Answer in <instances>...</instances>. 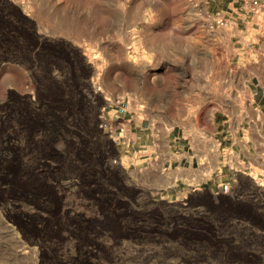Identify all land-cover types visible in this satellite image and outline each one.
I'll return each instance as SVG.
<instances>
[{"label":"rangeland","instance_id":"1","mask_svg":"<svg viewBox=\"0 0 264 264\" xmlns=\"http://www.w3.org/2000/svg\"><path fill=\"white\" fill-rule=\"evenodd\" d=\"M177 4L0 0V264H264V182L235 153L220 186L128 158L120 79Z\"/></svg>","mask_w":264,"mask_h":264},{"label":"crops","instance_id":"2","mask_svg":"<svg viewBox=\"0 0 264 264\" xmlns=\"http://www.w3.org/2000/svg\"><path fill=\"white\" fill-rule=\"evenodd\" d=\"M177 10L159 24L146 20V70L128 67L120 79L128 158L152 170H205L211 174H192L186 185L220 186L235 181V153L242 184H254L252 173L264 182V25L245 26L256 33L254 54L217 58Z\"/></svg>","mask_w":264,"mask_h":264},{"label":"built area","instance_id":"3","mask_svg":"<svg viewBox=\"0 0 264 264\" xmlns=\"http://www.w3.org/2000/svg\"><path fill=\"white\" fill-rule=\"evenodd\" d=\"M179 14L195 35L207 40L211 56L230 58L254 54L256 33L246 25H264L259 14L264 0H178Z\"/></svg>","mask_w":264,"mask_h":264},{"label":"bare ground","instance_id":"4","mask_svg":"<svg viewBox=\"0 0 264 264\" xmlns=\"http://www.w3.org/2000/svg\"><path fill=\"white\" fill-rule=\"evenodd\" d=\"M13 171H15V170H13Z\"/></svg>","mask_w":264,"mask_h":264}]
</instances>
